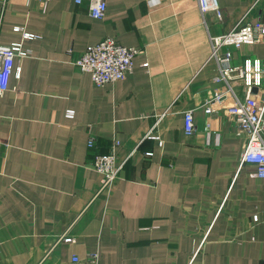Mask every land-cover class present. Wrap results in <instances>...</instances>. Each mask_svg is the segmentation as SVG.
Masks as SVG:
<instances>
[{
  "label": "crops",
  "instance_id": "crops-1",
  "mask_svg": "<svg viewBox=\"0 0 264 264\" xmlns=\"http://www.w3.org/2000/svg\"><path fill=\"white\" fill-rule=\"evenodd\" d=\"M159 2L107 0L102 20L87 0L0 3V45L27 53L0 96V264H264V180L238 167L210 45L245 14L264 23V0H217L222 20L206 21L197 0ZM106 38L139 52L124 80L96 87L74 62ZM230 51L233 66L264 61V43ZM158 119L159 141L146 138ZM114 141L123 170L97 195L93 158Z\"/></svg>",
  "mask_w": 264,
  "mask_h": 264
},
{
  "label": "built area",
  "instance_id": "built-area-1",
  "mask_svg": "<svg viewBox=\"0 0 264 264\" xmlns=\"http://www.w3.org/2000/svg\"><path fill=\"white\" fill-rule=\"evenodd\" d=\"M5 1L0 0V3ZM84 1L74 0V3L79 6ZM106 1L87 0L89 16L95 20H102L106 13ZM145 1L151 7L160 3L159 0ZM197 3L204 20L205 16L210 13L217 20H222V12L217 0H197ZM246 15L242 16L225 34L210 37L211 57L216 60L218 65V75L214 80L223 82L229 88L227 95L230 97L231 104L225 108L226 118L232 122L235 134L243 139L238 167L240 169L250 166L254 169L255 176L264 180V93L258 97V94L253 92L254 89H264V61L247 59L241 66H233L230 63L232 58L230 48L237 49L243 45L252 46L264 43V23L260 21L246 22ZM34 38L35 36L32 35H24V39L27 40ZM21 48L19 44L0 45V96L8 90L14 59L27 56V53ZM222 50H225L223 55H221ZM138 52L135 48L129 49L112 38H106L84 50L75 60L74 66L79 72L89 74L94 86L103 87L106 84L122 81L131 74L133 59ZM237 82L242 83L245 88L242 98L238 97L235 92V83ZM224 97L225 94H216L213 102L220 105ZM205 113L212 114L210 106H207ZM183 119L184 132L186 136H191L194 133L192 112H184ZM158 121L159 119L146 138L159 141L158 137L151 135ZM88 145L93 147L94 142L90 140ZM117 146L118 142L114 141L111 152L105 155H96L93 158L92 167L99 177L97 195L104 191L111 192L123 170L124 163L117 161L115 151ZM256 220L254 218V221ZM61 239L66 242L73 241L65 235ZM96 261V256H90L84 260L86 264H96ZM73 262L79 263V260L74 257Z\"/></svg>",
  "mask_w": 264,
  "mask_h": 264
}]
</instances>
